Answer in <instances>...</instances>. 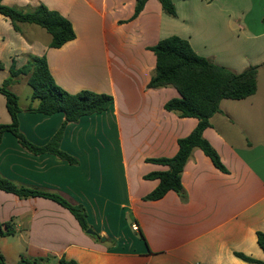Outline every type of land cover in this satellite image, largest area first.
Returning a JSON list of instances; mask_svg holds the SVG:
<instances>
[{
    "label": "crops",
    "instance_id": "obj_1",
    "mask_svg": "<svg viewBox=\"0 0 264 264\" xmlns=\"http://www.w3.org/2000/svg\"><path fill=\"white\" fill-rule=\"evenodd\" d=\"M137 1L2 2L23 12L42 4L71 23L75 38L50 48L51 36L38 26L22 23L15 30L0 15V86L12 65L18 69L37 57L46 60L64 91L113 98L106 111L65 126L60 150L76 165L53 154H31L10 133L2 135L0 175L82 205L93 231H83L54 201L0 190V223H11L14 231L0 237L6 264H16L21 256L40 264H58L61 258L78 264H251L235 253L264 262L256 240L257 232L264 233V0H171L174 17L158 0H146L133 17ZM171 36L234 73L258 66L257 89L243 100H222L203 131L226 172L195 148L181 174L183 195L169 191L146 201L158 180L144 176L166 170L147 160L173 157L177 141L197 125L194 118L164 109L179 97L174 88H147L155 67L149 48ZM21 82L27 84V76L13 78L7 87L18 99L19 130L43 146L64 114L28 111L38 101L30 91L27 105L19 103ZM9 123L0 94V124Z\"/></svg>",
    "mask_w": 264,
    "mask_h": 264
},
{
    "label": "trees",
    "instance_id": "obj_2",
    "mask_svg": "<svg viewBox=\"0 0 264 264\" xmlns=\"http://www.w3.org/2000/svg\"><path fill=\"white\" fill-rule=\"evenodd\" d=\"M146 0H138L133 17L143 8ZM0 0V15L7 18L13 28L18 30V24H31L44 29L50 36V48H60L75 38L71 23L58 12L49 10L40 4L30 12H23L4 5ZM165 14L174 17L175 7L171 0H158ZM155 57L154 73L147 88H174L179 97L167 101L164 109L175 112L180 118H194L197 125L184 138L177 141L178 149L171 158L149 159L148 162L166 167V170L152 172L144 176L147 180H158L157 186L144 197L146 201L161 199L167 192L173 191L183 195L181 174L193 149L197 148L209 158L215 168L226 172L219 155L210 143L203 137V131L210 127V119L220 111L222 100H243L256 92L258 66H251L241 73H234L229 69L212 63L197 55L190 44L178 37L171 36L160 40L149 48ZM14 64V63H13ZM27 76V85L31 89V99L37 100L35 108L29 107L30 112L43 115L63 113L64 121L53 137L43 146H36L29 142L19 130L18 114L21 112L17 96L7 87L13 78ZM0 94L5 98V106L10 116L9 124H0V142L4 133L14 136L19 145L31 154H53L72 165L77 160L60 150V141L65 126L76 123L81 117L106 111L113 102L112 96L91 91H81L70 94L58 87L44 58L34 57L22 67L10 68V77L0 86ZM0 190L16 195L19 198L42 197L56 202L68 210L76 219L80 228L86 231L90 228L87 223L85 208L73 204L57 194H51L36 189L17 186L0 175ZM11 223H0V237L13 235ZM258 246L264 251V233L257 232ZM239 259L251 264L264 262L235 253ZM42 260H30L21 256L16 264H40ZM0 264H6L0 253ZM58 264H78L76 261L61 258Z\"/></svg>",
    "mask_w": 264,
    "mask_h": 264
},
{
    "label": "rangeland",
    "instance_id": "obj_3",
    "mask_svg": "<svg viewBox=\"0 0 264 264\" xmlns=\"http://www.w3.org/2000/svg\"><path fill=\"white\" fill-rule=\"evenodd\" d=\"M38 29L41 30L46 36L49 37V34L45 30H43V29H41L39 27H38ZM17 91L19 93L18 94V96H19V103L21 105H27V103H28L27 100L29 98V92L31 91L30 87L26 83L21 82V84L19 85ZM139 238H141V237L139 236Z\"/></svg>",
    "mask_w": 264,
    "mask_h": 264
},
{
    "label": "built area",
    "instance_id": "obj_4",
    "mask_svg": "<svg viewBox=\"0 0 264 264\" xmlns=\"http://www.w3.org/2000/svg\"><path fill=\"white\" fill-rule=\"evenodd\" d=\"M132 229H133L134 231H137V230H138V227H137V225H135V224H132Z\"/></svg>",
    "mask_w": 264,
    "mask_h": 264
},
{
    "label": "water",
    "instance_id": "obj_5",
    "mask_svg": "<svg viewBox=\"0 0 264 264\" xmlns=\"http://www.w3.org/2000/svg\"><path fill=\"white\" fill-rule=\"evenodd\" d=\"M86 232H87L88 234H93V231H92L91 229H88Z\"/></svg>",
    "mask_w": 264,
    "mask_h": 264
}]
</instances>
